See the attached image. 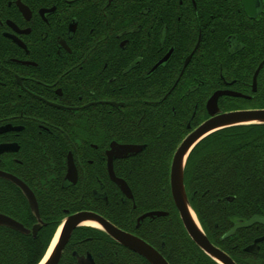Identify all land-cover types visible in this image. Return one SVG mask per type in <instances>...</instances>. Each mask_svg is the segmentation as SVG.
<instances>
[{"label":"flooded vegetation","instance_id":"af4514ba","mask_svg":"<svg viewBox=\"0 0 264 264\" xmlns=\"http://www.w3.org/2000/svg\"><path fill=\"white\" fill-rule=\"evenodd\" d=\"M222 10L237 11L246 26L259 22L264 28V0H258L251 17L241 0H0V174L22 184L20 188L0 178V215L23 230L0 226L1 235H18L36 245L42 235L53 233L44 260L50 247L54 249L66 218L92 213L147 244L166 264H181L180 260L170 262L165 255L169 251L162 234L168 211L150 209L146 196L136 200L135 190L148 184L141 183L138 175L143 165L151 162L141 155L148 150L147 144L154 141L164 146L169 139H178L170 154V173L179 144L210 118L207 101L203 118L198 120L197 104L184 102L180 92L182 89L189 95L196 89V64L191 84L181 85L182 76L178 78L197 43L186 68L198 57L202 29H211L215 25L213 14L221 16ZM198 11L204 12L202 23L198 22ZM231 36L227 37L228 50L235 48ZM250 48L257 53L255 59L261 60L248 85L222 79L213 93L229 91L243 97H220L219 114L264 110V85L259 89L258 84L264 67V41L257 38ZM169 53L168 60L159 65ZM259 67L253 91V76ZM168 73L174 75L169 81ZM152 92L164 94L153 99ZM153 111L161 114L151 117ZM158 117L156 129L160 131L154 135L151 122ZM112 143L143 149L113 158L111 176L107 153ZM160 154L167 156L164 149ZM187 160L183 186L194 212L190 202L196 193L189 194L185 186ZM216 162L215 156L213 163L208 159L207 169L219 168ZM69 164L76 172L74 183L66 179ZM113 178L123 181L128 193ZM208 207L212 212L200 216L196 224L209 243L232 264H264V223L253 222L264 220V215L253 214L264 210V201H247L243 195H214ZM214 209L218 223L212 218ZM153 212L165 215L147 216ZM176 213L194 246L193 251L185 252L197 263L219 264L191 241ZM126 218L130 230L115 222ZM55 219L61 222L54 230ZM169 223L174 226V221ZM95 230L103 232L93 222L74 229L57 264H150L116 242L105 251H96L92 242L101 237ZM200 251L212 261L202 259ZM19 255H25V263L31 264L38 250L22 244Z\"/></svg>","mask_w":264,"mask_h":264},{"label":"trees","instance_id":"16d2710c","mask_svg":"<svg viewBox=\"0 0 264 264\" xmlns=\"http://www.w3.org/2000/svg\"><path fill=\"white\" fill-rule=\"evenodd\" d=\"M203 13V11L200 13L198 11V22L200 23L203 22ZM213 15L215 25L205 32L201 28L203 34L198 48V57L191 61L179 80L181 85L192 83V69L195 63L196 77L198 78L196 89L189 95H185V91L182 89L180 92L184 102L197 104L199 109L198 120L203 118L204 104L210 95L220 88L222 79L237 80L242 85L250 83L252 73L261 60V58L255 59L257 53L250 48V45L257 38L264 41V28L261 29L259 22L251 23V27L246 26L239 19V16L242 17V15L234 10L231 13L222 10L220 11L221 16ZM229 35H232L231 38L235 45V48L230 50L226 48L228 47L227 37ZM232 39L230 40L233 41ZM173 77L172 73L167 74L168 81ZM258 84L259 89L264 85V67L259 76ZM157 94L161 97L164 92H152L153 99L159 98L156 97ZM160 114L159 111H153L151 117ZM159 124L160 117L152 119L151 131L154 135L160 131V129H156ZM178 142V139H169L166 145L159 146L151 141L145 146L148 150L141 155L151 162L148 165L145 163L138 175L141 183L146 181L148 184L136 187L135 198L139 200L146 196L149 200L150 209L168 211L169 216L164 218L167 221V227L162 234L164 240L167 239L166 244L169 251L165 253L167 259H170V262L180 260L181 264H201L195 262L193 256L185 252L187 249L193 251L194 246L181 229L170 194V154ZM160 149L166 150L167 156L161 155ZM216 149L217 152L214 153L213 150ZM214 156L219 160V162L214 163L219 164V168L210 167L207 169L208 159L213 163ZM188 157L185 168V186L189 194L196 193L190 204L199 221H201L200 216L203 217V215L212 212V209L208 207V201L214 195H243L247 201H264V125L237 126L217 131L200 141ZM192 177L193 180L189 181V178ZM244 183L248 186L242 187ZM214 212L212 218L218 223L220 219L215 209ZM253 214L264 215V210L253 211ZM56 219L54 230L61 222V220L57 221ZM171 221H174V226L169 223ZM115 222L125 230L131 229L128 218L124 221L115 220ZM206 226L204 223L203 228L205 229ZM95 232L101 237V239H94L92 242L96 251H105L107 245H117L105 233L97 230ZM52 235L53 233L42 235L35 245L29 240L21 239L18 235L5 236L0 234V264H26L25 255H19L22 244L29 249H32V245L36 246L39 259L36 257L31 264H38L46 252ZM38 244L41 245L38 246ZM202 254V259L211 260Z\"/></svg>","mask_w":264,"mask_h":264},{"label":"water","instance_id":"95a60500","mask_svg":"<svg viewBox=\"0 0 264 264\" xmlns=\"http://www.w3.org/2000/svg\"><path fill=\"white\" fill-rule=\"evenodd\" d=\"M241 3L245 10V13L250 17L253 16L255 7L258 6V0H241ZM197 47L198 43L193 49L192 53L185 59L183 69L179 74L178 80L182 76L184 69L188 65L191 56L196 51ZM169 55L170 53L162 61L159 62V65L166 62L169 58ZM156 68L157 66L154 68V70ZM259 70L260 67L256 70L253 76V91L255 90V82ZM224 96L236 98L243 97L242 95L234 92L217 91L213 93V95L207 100L205 109L210 118L203 122L201 125H199L179 144L178 148L176 149L173 155L170 165L169 185L173 203L179 213L183 226L191 241L201 251H203L207 256H209L217 263L232 264L224 254L216 250L209 243V241L206 239V237L203 235L202 231L196 224L195 220L193 219L192 210L190 209V206L188 204L186 192L183 186V171L186 160L190 152L200 141H202L209 135L226 128L250 124H264V110L219 114V111L217 109V101L220 97ZM142 149L143 146H119L116 143H112L110 146V151L107 153L108 172L110 173V175L112 176L113 158H122L130 154H137L141 152ZM182 155L183 158L180 160ZM0 178L9 180L20 188L22 187V184L19 182V180L13 178L12 176L0 174ZM66 179L72 183H74L76 180L75 169L73 167H70V164ZM113 180L121 187L124 192L128 193L126 185L123 181L116 180L115 178H113ZM26 197L30 202L31 208L34 211L35 215H37V210L33 204L32 195L27 192ZM163 215L165 214L153 212L148 214L147 216L150 218H154L156 216L159 217ZM86 222L96 223L99 227V230L103 231L110 239H112L114 242L121 245L122 247L139 254L150 264H166L164 260L147 244L129 234L120 231L102 217L92 213H78L65 219L64 225L60 227L58 239L55 243L56 245L44 264H57L60 258L61 251L68 242L73 230L80 227ZM253 222L264 223V220H254ZM0 226L9 227L18 232H23L22 227L18 223L2 215H0ZM33 231H35V229ZM57 248L59 249L58 251L56 250Z\"/></svg>","mask_w":264,"mask_h":264},{"label":"bare ground","instance_id":"6f19581e","mask_svg":"<svg viewBox=\"0 0 264 264\" xmlns=\"http://www.w3.org/2000/svg\"><path fill=\"white\" fill-rule=\"evenodd\" d=\"M192 216H193V219L195 220V222H197V224H199V222L197 221V217H196V215L194 214V212H192ZM57 237L58 236H56V240H57ZM56 240H55V243H56ZM52 246V245H51ZM51 247H50V249L48 250V252H47V254H46V256L45 257H48V255L50 254V252H51ZM46 259L44 258V261H45Z\"/></svg>","mask_w":264,"mask_h":264},{"label":"snow or ice","instance_id":"6c2138e0","mask_svg":"<svg viewBox=\"0 0 264 264\" xmlns=\"http://www.w3.org/2000/svg\"><path fill=\"white\" fill-rule=\"evenodd\" d=\"M183 158V155L181 156L180 160ZM57 251L59 250L58 248L56 249ZM37 259H39V255L37 256ZM47 259V257H45ZM40 264H44V260H40Z\"/></svg>","mask_w":264,"mask_h":264}]
</instances>
